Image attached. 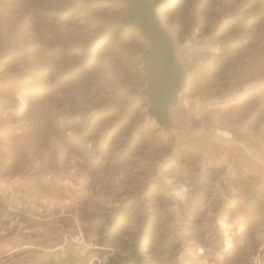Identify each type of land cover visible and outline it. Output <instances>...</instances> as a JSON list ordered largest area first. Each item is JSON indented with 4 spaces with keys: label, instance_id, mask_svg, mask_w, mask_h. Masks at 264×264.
<instances>
[{
    "label": "rangeland",
    "instance_id": "obj_1",
    "mask_svg": "<svg viewBox=\"0 0 264 264\" xmlns=\"http://www.w3.org/2000/svg\"><path fill=\"white\" fill-rule=\"evenodd\" d=\"M157 1L177 45L192 35L215 50L165 126L141 98L146 46L117 26L125 0H0V264H264L247 231L223 253L228 230L210 218L244 212L222 197L259 191L239 172L264 169V98L231 99L264 79V0ZM216 130L231 135L218 150L233 178L198 154ZM189 167L204 193L188 195Z\"/></svg>",
    "mask_w": 264,
    "mask_h": 264
},
{
    "label": "water",
    "instance_id": "obj_2",
    "mask_svg": "<svg viewBox=\"0 0 264 264\" xmlns=\"http://www.w3.org/2000/svg\"><path fill=\"white\" fill-rule=\"evenodd\" d=\"M157 0H125L126 18L120 23L128 30H136L146 46L139 56L146 87L141 98L147 99L149 118L165 126L168 109L179 101L186 89V71L177 56L174 39L159 18Z\"/></svg>",
    "mask_w": 264,
    "mask_h": 264
},
{
    "label": "crops",
    "instance_id": "obj_3",
    "mask_svg": "<svg viewBox=\"0 0 264 264\" xmlns=\"http://www.w3.org/2000/svg\"><path fill=\"white\" fill-rule=\"evenodd\" d=\"M256 94H258L259 97H263L264 98V79L263 80H258L257 82L253 83L252 85H250V88L248 90L245 91L244 95H242L240 98H232V102L235 103H239V101L241 100H251L253 97L256 96ZM261 100V98H260ZM264 99L262 101L259 102H263ZM216 102H212L210 105V108L213 109H218L220 108L219 106H217L216 104H214ZM199 126H196L195 124V128L197 129ZM201 136V135H200ZM222 139V138H221ZM210 141L208 142L206 140V138L203 136L197 138V144H198V154L202 155L205 154L207 152V150L209 149V151L212 153V157H213V161L212 164L218 165L220 168H218L219 170H226L223 174L222 172L219 173L222 176L226 173H230L232 175L233 178V171L231 169H224L221 167H226V158H227V152L225 149L222 150H218V148L221 147H225L224 145V141L220 140L218 138V135L209 139ZM208 142V143H207ZM194 147V143L193 141H189L186 144V149L189 150H193ZM219 151V152H218ZM214 165V166H215ZM249 168H251V166L247 165V169H245V167L242 168V170L239 172L240 174H247L249 177L248 178V182L253 181V179H258L257 183L259 184L257 186L256 189H259V191H251L250 192V196L249 197H244V198H240V197H235V196H230V197H222V203L228 207V209L232 210L234 207L236 206H241L242 207V211L244 212H240L237 213L234 211V214H231V218H226L224 219L222 216L218 215H212L210 216V218L212 219V222H217L218 224L221 225L222 229L224 230H228V231H223L222 233V239L224 241H222L220 243L221 247L220 249L222 250L223 253H230V252H234V251H238L242 248H244L245 244L241 243V238L239 237L240 235L245 234V232L247 231V233L258 237V241L256 242V245L254 247V250H258L257 252H260L262 249L264 250V232L261 233V231L264 230V211H262L261 209H264L261 206H264V169L258 170L256 172L250 170ZM255 168V166H254ZM169 169V167H168ZM168 169H166L168 171ZM186 172L188 173V178L190 179V185H188L189 187V194L191 193H195L199 195L200 193H204L206 190V186L205 185H198L197 184V180L199 177V174H197V169L196 168H192L189 167V169L186 170ZM168 172H162L160 174H168ZM257 174V175H255ZM220 175V176H221ZM220 177H216L215 181L217 180V183L215 185H218V179ZM220 185V184H219ZM218 187L221 188V185ZM255 188V186H253ZM253 188V189H254ZM211 199V198H210ZM247 207V208H246ZM226 209V208H224ZM250 221L251 227L248 229H243V226L245 222ZM261 221V222H260ZM254 223V225H253ZM255 226V227H254ZM247 242V241H245ZM250 244V243H249ZM248 245V244H247ZM246 245V246H247ZM256 248V249H255ZM7 256H9L10 254L16 253V249L14 248V246H11L10 249L7 250Z\"/></svg>",
    "mask_w": 264,
    "mask_h": 264
},
{
    "label": "built area",
    "instance_id": "obj_4",
    "mask_svg": "<svg viewBox=\"0 0 264 264\" xmlns=\"http://www.w3.org/2000/svg\"><path fill=\"white\" fill-rule=\"evenodd\" d=\"M187 43L191 44L194 48H201L200 52H194L190 51L188 46L186 45ZM176 44V42H175ZM177 56L179 59V62H181V58L184 60V63L188 66L187 68L184 66L185 71H186V88L188 86V82L196 75L199 73L200 67L203 64V62L210 56L211 53L215 52L214 46L212 43L207 42V40L202 39V38H196V36H189L188 39L184 44L177 45ZM182 64V62H181ZM194 65V66H193ZM183 66V64H182ZM189 80V81H188ZM207 156V155H206ZM201 160V163L199 165L198 171L200 173H204L206 170L207 166V161H205V157ZM264 160V158H263ZM169 195L172 196L173 198L177 200H181L184 197V194L186 193L185 187L175 184L172 185L169 188Z\"/></svg>",
    "mask_w": 264,
    "mask_h": 264
},
{
    "label": "bare ground",
    "instance_id": "obj_5",
    "mask_svg": "<svg viewBox=\"0 0 264 264\" xmlns=\"http://www.w3.org/2000/svg\"><path fill=\"white\" fill-rule=\"evenodd\" d=\"M187 46H188V48H189V50L190 51H196V52H200L201 51V49H203V47H201V48H197V47H193L191 44H187ZM194 66V65H193ZM216 132V135H219V136H221V137H223V138H225V139H229L230 137H231V135H229V133H223L222 131H220V130H216L215 131Z\"/></svg>",
    "mask_w": 264,
    "mask_h": 264
},
{
    "label": "trees",
    "instance_id": "obj_6",
    "mask_svg": "<svg viewBox=\"0 0 264 264\" xmlns=\"http://www.w3.org/2000/svg\"><path fill=\"white\" fill-rule=\"evenodd\" d=\"M51 18H54V19H58L57 17H51ZM119 25H121L120 23L117 24V26L119 27Z\"/></svg>",
    "mask_w": 264,
    "mask_h": 264
}]
</instances>
